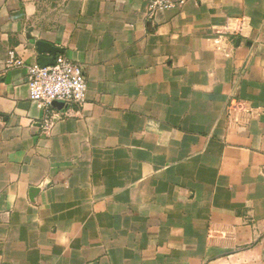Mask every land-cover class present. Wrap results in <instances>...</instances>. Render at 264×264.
I'll use <instances>...</instances> for the list:
<instances>
[{"label":"crops","instance_id":"crops-1","mask_svg":"<svg viewBox=\"0 0 264 264\" xmlns=\"http://www.w3.org/2000/svg\"><path fill=\"white\" fill-rule=\"evenodd\" d=\"M172 1L0 0V264H264V112L225 110L264 108V0ZM38 40L83 66L84 106L6 65Z\"/></svg>","mask_w":264,"mask_h":264},{"label":"built area","instance_id":"built-area-1","mask_svg":"<svg viewBox=\"0 0 264 264\" xmlns=\"http://www.w3.org/2000/svg\"><path fill=\"white\" fill-rule=\"evenodd\" d=\"M148 6V18L152 19L158 10L173 7L172 0H145ZM184 1L181 0L180 4ZM247 18H231L226 30L234 34H245ZM6 65L21 66L26 70V81L30 88L31 100L44 108H50L55 100L69 106H84L87 101V79L82 65L64 55L57 56L54 65L42 67L38 63H26L16 56L13 49L8 50ZM228 121L237 126H247L250 120L259 117L264 108L257 106L250 99L235 95L229 96L225 105ZM52 118L45 120L48 127Z\"/></svg>","mask_w":264,"mask_h":264},{"label":"water","instance_id":"water-1","mask_svg":"<svg viewBox=\"0 0 264 264\" xmlns=\"http://www.w3.org/2000/svg\"><path fill=\"white\" fill-rule=\"evenodd\" d=\"M238 40H240V38ZM36 44H37L38 51L40 54V65L42 67L54 65L56 62L57 53L61 52L62 50L58 47L53 46L52 44H50L48 42L43 41V40H38L36 42ZM45 52H49L52 55L51 56H44ZM51 105L62 110V111H66L69 108V105L65 104L63 101L55 100L51 103Z\"/></svg>","mask_w":264,"mask_h":264}]
</instances>
